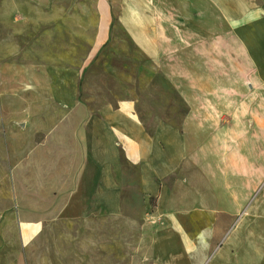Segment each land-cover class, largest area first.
<instances>
[{"label":"crops","instance_id":"0c3cea01","mask_svg":"<svg viewBox=\"0 0 264 264\" xmlns=\"http://www.w3.org/2000/svg\"><path fill=\"white\" fill-rule=\"evenodd\" d=\"M97 8L95 53L116 19L129 51L154 72L146 87L155 88L159 71L180 96L186 106L180 124L160 120L149 132L138 110L142 92L87 116L82 71L54 64L27 77L36 85L37 108L22 113V125L53 126L74 138L84 162L105 165L91 172L99 174L98 200L108 198L109 175L122 161L138 169L144 199L156 203L148 224L157 234L148 263L134 264H194L204 253L209 264H264V0H98ZM101 26L105 38L97 47ZM4 115L12 123L13 114ZM8 138L0 128V142L10 145ZM111 180L119 198L124 186ZM8 202L0 188V264H31L29 246L44 225L28 222L23 210L14 218ZM105 205L97 204L119 208L117 198ZM254 212L258 220L250 219ZM37 237L53 245L52 264H86V256L60 253L57 234Z\"/></svg>","mask_w":264,"mask_h":264},{"label":"rangeland","instance_id":"374dc122","mask_svg":"<svg viewBox=\"0 0 264 264\" xmlns=\"http://www.w3.org/2000/svg\"><path fill=\"white\" fill-rule=\"evenodd\" d=\"M97 1L0 0V128L4 137L12 138V143L7 141L10 145L0 142V188L7 195V204L12 200L14 218L23 210L28 222L44 225L29 246L31 264L53 261V245H40L39 235L51 240L57 234L60 253L78 254V259L86 256L81 260L86 264H134V258L148 263L152 254L157 232L150 216L156 203L144 199L136 167L122 161L117 171L113 170L114 177L109 175L108 198L98 200L99 174L91 172L105 165L84 162L74 138L60 135L53 126H40L37 131L31 130V124L26 128L27 121L22 125V113H36L37 108L36 85L27 77L34 76L38 66L54 64L82 71L80 103L87 116L97 114L105 104L116 105L142 92L138 110L149 132L160 120L180 124L186 113L180 96L159 71L155 88L146 87L154 72L141 54L129 51L116 19L109 40L102 46L105 37L101 26L96 45L101 47L95 53ZM115 10L117 13L118 7ZM7 40L12 44L6 45ZM44 91L47 95V85ZM5 111L13 114L12 123L5 120ZM57 140L69 146H56ZM43 158L51 161L49 165H44ZM113 166L106 165L108 172ZM90 173L95 174L91 185ZM112 178L124 186L119 198ZM116 198V211L97 206L98 202L107 206ZM250 219L258 220V213ZM250 230L257 235L261 229L254 226ZM208 235L203 237L208 239ZM74 240L76 244H71ZM205 254L196 255L194 264H209L212 258L209 254L204 259Z\"/></svg>","mask_w":264,"mask_h":264}]
</instances>
